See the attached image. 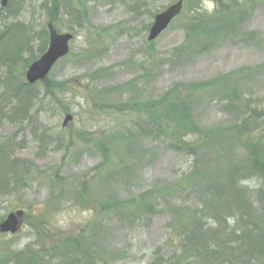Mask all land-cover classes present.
Returning a JSON list of instances; mask_svg holds the SVG:
<instances>
[{"label":"rangeland","instance_id":"obj_1","mask_svg":"<svg viewBox=\"0 0 264 264\" xmlns=\"http://www.w3.org/2000/svg\"><path fill=\"white\" fill-rule=\"evenodd\" d=\"M175 1L0 6V223L26 212L19 233H0V264H184L191 252L194 264H264V171L252 159L255 146L264 151V0H235L246 6L235 31L214 35L205 31L216 23L193 18L211 20L218 3L209 13L187 0L149 45V25ZM51 22L73 36L70 54L31 88L24 74L46 53ZM193 45L199 54L181 55ZM227 74L231 83L193 95L187 129L219 128L229 149L179 151L143 123V107L159 109L166 93ZM104 140L120 151L104 153ZM146 201L152 209L140 210Z\"/></svg>","mask_w":264,"mask_h":264},{"label":"trees","instance_id":"obj_2","mask_svg":"<svg viewBox=\"0 0 264 264\" xmlns=\"http://www.w3.org/2000/svg\"><path fill=\"white\" fill-rule=\"evenodd\" d=\"M58 1V0H55ZM218 3V7L215 10V15L211 17V20L203 18H193V21L200 25L202 21L204 20V24L208 25H214L216 23V26L211 30H206L205 33L207 35H214V33H218L220 30L225 33L228 29H234L235 31V19L242 18L245 14L243 9H245L246 6H239V4L236 3L234 0H229L230 4L228 7L220 5L222 3V0H215ZM225 9V10H224ZM224 10V11H222ZM233 16V17H232ZM230 17V19H227ZM209 45L212 47L214 46V42H208ZM201 52V48L199 46H191L187 48V51L181 53V55H187V56H193L195 54H199ZM230 74H227L223 78H216L213 81L207 82L206 84H197L195 86L189 87V91H186L184 93H175L173 95L172 92L166 93L163 98L160 100L159 103V109L157 107V104L150 106V108H144L142 112L146 113V117H144L143 123H150L158 125L159 134L161 137L168 136L172 142V146L179 150V151H185V152H191L195 153L194 151L200 149L201 147H204L208 144L220 147L221 149H229L225 148L224 145L221 144V141L223 140V133L219 131L218 129L210 128L206 131H196L193 127L191 129H187V126L190 125V120H192L191 115V106H193L196 103V98L193 97V95H205L206 92L210 89H213V87H217L218 83H231V80L233 78L229 77ZM178 88V86H176ZM228 98V102H235L238 100L239 92L238 94L234 93H228L225 95ZM227 102V103H228ZM187 104L189 105V108H187ZM258 121H256L257 123ZM264 124V122H262ZM262 124V125H263ZM262 127V126H261ZM241 129H245L249 131L250 129V123L249 119H246L241 123V126L237 128L238 132L241 131ZM188 136H194V141H186V137ZM126 141V139H125ZM232 145L238 144V143H231ZM101 150L105 153L108 152L111 153V151H120V146L110 144V142H106L104 140L103 144L101 145ZM254 154L252 155V159L254 162H256L259 166L260 171H264V155L262 154L264 151L262 148H259L258 146H255L253 148ZM225 158V157H223ZM261 158H263L261 160ZM232 170L234 172H237L239 174L240 167L233 166ZM215 187L217 189L221 190L224 189L226 193L230 192L229 182L226 183H216ZM229 190V191H228ZM143 199V198H142ZM241 205V203H239ZM134 207H137V204L133 205ZM140 210H150L152 209L149 202H142L138 205ZM247 210L246 208H244ZM249 216L250 223L255 222V216L253 213H251L249 210H247V213ZM252 225V224H251ZM185 229V226H184ZM261 250H264L262 248ZM194 254V255H193ZM200 256V255H198ZM198 256L196 253L191 252L189 255H187L185 258H183V263L188 264H194L195 261H198ZM204 257V256H203Z\"/></svg>","mask_w":264,"mask_h":264},{"label":"water","instance_id":"obj_3","mask_svg":"<svg viewBox=\"0 0 264 264\" xmlns=\"http://www.w3.org/2000/svg\"><path fill=\"white\" fill-rule=\"evenodd\" d=\"M183 0H180L178 4L171 6L170 9L167 11L160 13L159 16L156 17L155 23L151 29L149 35V41L155 40L159 37L160 33L166 30L169 27L170 22L180 15ZM8 0H3L2 5L5 7L7 6ZM49 30L51 31L50 36V47L48 49V53L45 54L39 61L34 62L32 66L27 71V81L30 85L38 82L43 81L45 77L48 76V73L53 68L55 62L61 58H64L69 53L68 44L71 41V36L63 35L59 36L57 32L53 29L52 24L49 25ZM72 118L68 116L63 126H66L68 122H70ZM17 216V217H16ZM15 215H10L9 218L6 220L5 223L1 225V231L3 233L17 232V224L18 218L22 217L21 212H17Z\"/></svg>","mask_w":264,"mask_h":264},{"label":"clouds","instance_id":"obj_4","mask_svg":"<svg viewBox=\"0 0 264 264\" xmlns=\"http://www.w3.org/2000/svg\"><path fill=\"white\" fill-rule=\"evenodd\" d=\"M203 8L207 10L209 13L214 11L215 5L212 0H203L202 4Z\"/></svg>","mask_w":264,"mask_h":264}]
</instances>
